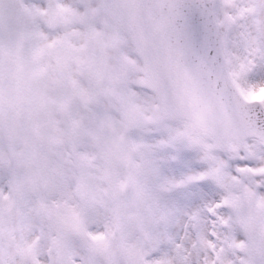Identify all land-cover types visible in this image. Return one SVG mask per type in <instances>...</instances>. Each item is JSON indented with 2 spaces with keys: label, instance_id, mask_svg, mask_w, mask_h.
I'll return each mask as SVG.
<instances>
[{
  "label": "snow or ice",
  "instance_id": "snow-or-ice-1",
  "mask_svg": "<svg viewBox=\"0 0 264 264\" xmlns=\"http://www.w3.org/2000/svg\"><path fill=\"white\" fill-rule=\"evenodd\" d=\"M0 264H264V0H0Z\"/></svg>",
  "mask_w": 264,
  "mask_h": 264
}]
</instances>
